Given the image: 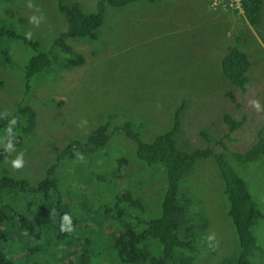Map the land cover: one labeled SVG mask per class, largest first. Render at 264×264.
Returning a JSON list of instances; mask_svg holds the SVG:
<instances>
[{
    "label": "rangeland",
    "instance_id": "rangeland-1",
    "mask_svg": "<svg viewBox=\"0 0 264 264\" xmlns=\"http://www.w3.org/2000/svg\"><path fill=\"white\" fill-rule=\"evenodd\" d=\"M97 1L62 0L86 12L96 11ZM210 1L106 4L96 40L68 39L73 49L84 55V63L71 68L50 67L46 73L35 74L27 92L24 68L35 52L22 40L7 39L8 59L5 60L8 62L0 52L3 80L0 107L12 114L18 102L29 104L35 110V123L32 135L6 155V172L34 182L44 175L66 143L72 139L84 141L97 125L107 122L110 136L103 148L65 157L56 166L54 175L62 185L60 190L67 195L68 187H73L89 194L90 198L108 201L119 185L141 182L144 184L132 186L138 195L148 197L143 199L150 204L151 217L160 213L166 176L161 165H148L137 158L136 144L117 126L130 122L142 141H150L170 126L173 108L184 99L179 143L183 132L191 146L180 143L184 150L209 147L205 140L198 141L201 129L213 138L225 134L224 111L231 112L237 119L246 116L243 126L229 134L233 140L225 138L229 149L245 150L260 136L264 137V0H261L256 25H251L245 15H239V0H222V4L219 0L212 8ZM220 5H225V10H221ZM0 22L14 32L38 40L42 51L54 52L63 58L61 47L53 45V39L66 29L57 0H0ZM231 40L230 46L244 51L249 61L244 94L220 67V59L228 52L227 44ZM211 144L214 152H222L225 159L231 157L225 147ZM119 157H124L127 164L120 167L121 175L112 174L114 183L96 179L94 173L117 166ZM212 159V156L197 159L179 183L181 186L184 181L180 191L190 195H193V188L189 189L188 185L209 192L201 208H196L208 220L202 245L209 243L211 251L197 256L193 264L232 261L238 247L236 230L226 212L228 202L221 191L219 171L216 167L215 172L210 171L212 166L208 162ZM14 161L20 162L18 167L14 166ZM156 173H162L163 179ZM242 177L250 194L259 202V213L252 225L255 248L251 260L253 264H264V170L261 161L252 164L248 174ZM92 224L95 231L112 230L106 220ZM107 241L105 236L108 245ZM101 246L97 239L96 249Z\"/></svg>",
    "mask_w": 264,
    "mask_h": 264
},
{
    "label": "trees",
    "instance_id": "trees-1",
    "mask_svg": "<svg viewBox=\"0 0 264 264\" xmlns=\"http://www.w3.org/2000/svg\"><path fill=\"white\" fill-rule=\"evenodd\" d=\"M133 1L149 4L156 2L98 0L96 11L86 12L76 4H64L62 0H57V8L66 21V29L53 39V45L61 47L63 58L54 52L42 51L38 40L12 31L2 22L0 52L6 61V40L12 38L22 40L33 48L35 53L28 59L23 75L27 92L29 81L35 74L46 73L50 67L71 68L84 63V55L75 51L68 39L96 40L97 29L104 19L106 4L123 6ZM239 1L240 4L242 2L248 22L256 25L261 0ZM220 66L228 80L244 93L247 89L245 84L248 82L247 54L235 46H229L228 52L220 59ZM2 85L3 80L0 77V86ZM184 107L183 99L173 108L170 126L155 134L150 141H142L130 122L117 126V129L124 131L126 137L136 144L137 158L148 165H161L166 176L160 213L151 217L150 204L143 199L148 197L138 195L134 189L141 182L134 181L127 186L119 185L115 195L108 201L90 198L89 194L73 187H68L67 195L60 190L62 185L54 175L56 166L65 157L71 158L80 153H92L103 148L110 136L107 132V122L97 125L84 141L72 139L66 143L57 153L54 162L46 168L44 175L33 182L25 177L7 173L4 160L12 149L16 150L18 144L32 135L35 110L21 101L17 103L12 114L0 107V264L195 263L197 256L211 251L209 243L202 245L205 243L204 230L208 220L196 208H201L200 204L207 199L209 192H202L200 188L188 185L189 189L193 188V196L184 190L180 191L184 181L181 186L179 183L197 159L208 156H213V162L219 171L221 191L228 202L226 212L237 234L238 247L235 258L220 264H253L251 254L255 248V240L252 225L259 213V202L250 194L242 176H246L248 168L258 160L264 170V137L260 136L245 150L228 149L225 138L233 140L229 134L243 126L246 116L244 114L241 119H237L231 112L224 111L222 123L227 128L225 134L213 138L208 131L201 129L198 131V141L205 140L209 147L184 150L180 143L191 147L186 139L187 135L183 132L179 143L182 131L180 118ZM211 143L226 147L231 157L225 159L223 155L214 153ZM117 160V166L112 169L94 173L96 179L114 183L112 174L121 175L120 167L127 164L124 157ZM249 163L251 165H248ZM156 174L163 179L162 173ZM198 196L202 198L200 201L196 199ZM104 220L110 225H114V221L117 227H120L119 230L108 235L102 229L95 231L92 222L97 224ZM105 236L108 238V245ZM97 239H100L103 249L102 246L96 249ZM202 247H205V250Z\"/></svg>",
    "mask_w": 264,
    "mask_h": 264
},
{
    "label": "clouds",
    "instance_id": "clouds-1",
    "mask_svg": "<svg viewBox=\"0 0 264 264\" xmlns=\"http://www.w3.org/2000/svg\"><path fill=\"white\" fill-rule=\"evenodd\" d=\"M212 1H213V0L210 1V7H211V8H212V7H215V6L218 4V1H219V0H217V3H216V4H212ZM220 3L222 4V0H221ZM220 9H221V10H225V7H223V6L220 5ZM238 13H239V15H245V14H244L243 7H242V2H241V5H240V8H239V12H238ZM231 44H232V42H231L230 44H227V47H229ZM223 54H225V53H223ZM220 67H221V66H220ZM248 68H249V66H248ZM241 93H242V92H241ZM242 94H244V93H242ZM226 147H227V146H226ZM226 147H225V148H226ZM227 148L229 149V147H227ZM59 151H60V150H59ZM59 151H58V152H59ZM214 153H216V152H214ZM216 154H221V155H222V152H219V153H216ZM208 157H210V156H208ZM212 157H213V156H212ZM213 161H214V159H212V160L209 161L208 163H211V166H212V168L210 169V171L215 172V164H214L215 161H214V162H213ZM212 162H213L214 165L212 164ZM13 164H14V166H17V167H18L19 164H20V162H19V161H14ZM120 178H121V177H120ZM141 184H144V183H141ZM65 222H66V221H65ZM112 222H113L114 225H110V224H108V228H109V226H111L112 230L109 228L110 231L107 230V231L105 232L106 235H108L110 232H113V231H115V230H119V228H120V227H117V225H116V223H115L114 221H112ZM113 234H115V233L113 232Z\"/></svg>",
    "mask_w": 264,
    "mask_h": 264
},
{
    "label": "built area",
    "instance_id": "built-area-1",
    "mask_svg": "<svg viewBox=\"0 0 264 264\" xmlns=\"http://www.w3.org/2000/svg\"><path fill=\"white\" fill-rule=\"evenodd\" d=\"M217 3V0H213L212 1V4H216ZM223 7H225V5H222Z\"/></svg>",
    "mask_w": 264,
    "mask_h": 264
},
{
    "label": "crops",
    "instance_id": "crops-1",
    "mask_svg": "<svg viewBox=\"0 0 264 264\" xmlns=\"http://www.w3.org/2000/svg\"><path fill=\"white\" fill-rule=\"evenodd\" d=\"M231 42H233V41L231 40Z\"/></svg>",
    "mask_w": 264,
    "mask_h": 264
},
{
    "label": "bare ground",
    "instance_id": "bare-ground-1",
    "mask_svg": "<svg viewBox=\"0 0 264 264\" xmlns=\"http://www.w3.org/2000/svg\"><path fill=\"white\" fill-rule=\"evenodd\" d=\"M240 2V1H239Z\"/></svg>",
    "mask_w": 264,
    "mask_h": 264
}]
</instances>
